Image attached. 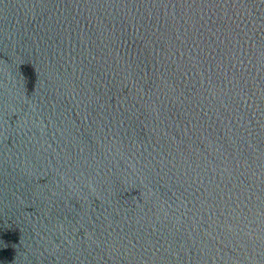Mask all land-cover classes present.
Masks as SVG:
<instances>
[{"label": "water", "instance_id": "water-1", "mask_svg": "<svg viewBox=\"0 0 264 264\" xmlns=\"http://www.w3.org/2000/svg\"><path fill=\"white\" fill-rule=\"evenodd\" d=\"M0 264H264V0H0Z\"/></svg>", "mask_w": 264, "mask_h": 264}]
</instances>
